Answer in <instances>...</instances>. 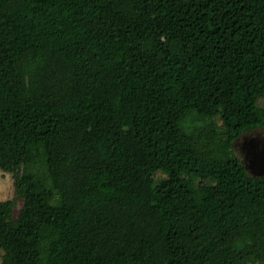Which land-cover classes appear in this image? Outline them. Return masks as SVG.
<instances>
[{"label": "trees", "instance_id": "trees-1", "mask_svg": "<svg viewBox=\"0 0 264 264\" xmlns=\"http://www.w3.org/2000/svg\"><path fill=\"white\" fill-rule=\"evenodd\" d=\"M261 99L264 0H0L2 264H264Z\"/></svg>", "mask_w": 264, "mask_h": 264}, {"label": "rangeland", "instance_id": "rangeland-1", "mask_svg": "<svg viewBox=\"0 0 264 264\" xmlns=\"http://www.w3.org/2000/svg\"><path fill=\"white\" fill-rule=\"evenodd\" d=\"M258 104L260 108H264V99H261ZM189 120H190L189 123L191 125L195 124L197 126H203V122L194 116L190 117ZM204 121L208 122L207 120ZM213 122L220 128L223 123L221 118H215ZM250 139H255L257 145L264 144V128L254 130L250 133H245L235 142L234 153L245 166H246L245 160L247 155L245 153L243 146L245 140L247 141ZM167 177L168 176L166 174L159 173L157 175V180L160 181ZM186 177L193 178L191 176H186ZM195 181L198 186H203L210 182L208 178L195 179ZM12 199L17 200V205L14 210V215L18 217L23 207V200L17 198L16 196L15 176L12 173H6L0 169V202H5ZM3 254H4L3 251L0 249V264H2Z\"/></svg>", "mask_w": 264, "mask_h": 264}, {"label": "flooded vegetation", "instance_id": "flooded-vegetation-1", "mask_svg": "<svg viewBox=\"0 0 264 264\" xmlns=\"http://www.w3.org/2000/svg\"><path fill=\"white\" fill-rule=\"evenodd\" d=\"M234 146H235V144H234ZM243 148H244L245 153L247 155L246 160H245L246 167L250 168L255 155L257 153H259L258 151L264 150V144L257 145L255 142V139H250L247 141L245 140Z\"/></svg>", "mask_w": 264, "mask_h": 264}, {"label": "water", "instance_id": "water-1", "mask_svg": "<svg viewBox=\"0 0 264 264\" xmlns=\"http://www.w3.org/2000/svg\"><path fill=\"white\" fill-rule=\"evenodd\" d=\"M249 169L250 173L256 177H264V150L258 151Z\"/></svg>", "mask_w": 264, "mask_h": 264}]
</instances>
